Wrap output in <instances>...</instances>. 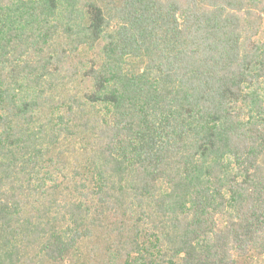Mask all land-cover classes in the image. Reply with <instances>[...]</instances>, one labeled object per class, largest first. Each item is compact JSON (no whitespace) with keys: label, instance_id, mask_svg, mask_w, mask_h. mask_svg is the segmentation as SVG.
Here are the masks:
<instances>
[{"label":"trees","instance_id":"16d2710c","mask_svg":"<svg viewBox=\"0 0 264 264\" xmlns=\"http://www.w3.org/2000/svg\"><path fill=\"white\" fill-rule=\"evenodd\" d=\"M264 0H0V264H264Z\"/></svg>","mask_w":264,"mask_h":264},{"label":"rangeland","instance_id":"374dc122","mask_svg":"<svg viewBox=\"0 0 264 264\" xmlns=\"http://www.w3.org/2000/svg\"><path fill=\"white\" fill-rule=\"evenodd\" d=\"M258 169H259V171L264 172V155H263V157L259 161V167H258Z\"/></svg>","mask_w":264,"mask_h":264}]
</instances>
